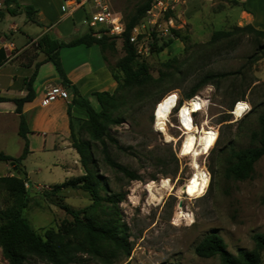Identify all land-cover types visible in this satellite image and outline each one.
Here are the masks:
<instances>
[{"label": "rangeland", "instance_id": "1", "mask_svg": "<svg viewBox=\"0 0 264 264\" xmlns=\"http://www.w3.org/2000/svg\"><path fill=\"white\" fill-rule=\"evenodd\" d=\"M108 1L112 10L121 13L125 23L145 2ZM239 12V6L226 2L204 5L194 0H180L173 11L159 16L160 26L153 30L148 24L147 14L136 25L140 26L141 33H145L140 37V45L135 47L138 60L148 65L149 74L154 79L159 77L160 71L171 76L153 88H146L143 100L128 110L124 122L110 129L111 135L122 147L109 146L112 158L136 171L140 181L130 182L112 170L105 163L101 149L96 145L93 147L99 173L107 181L110 191L126 194L119 208L122 222L127 225L131 254L128 259L122 257L114 264H220L218 257L204 259L195 254L196 246L207 235H219L234 255L240 249L255 250L252 237L255 234L264 235V157L255 164L250 179L234 181L224 177L225 159L229 153L256 145L252 134L260 132L258 118L264 114V39L236 30L245 26L239 21ZM168 16L173 17L176 28L172 30L178 31L179 38H175L163 52L153 53L151 47L155 39L159 46L173 37L172 30L165 32L164 20ZM216 31L233 34L209 44ZM113 38L116 51L105 54L111 68H115L125 57L123 38ZM147 45L149 55L144 54V48L139 53L140 46ZM174 57L177 59L175 69L162 67ZM218 74L226 76L198 90L196 95L204 96L207 108L194 115L197 126L208 120V128L218 131L214 148L207 155H200L199 160L197 158L199 165L205 168L210 183L203 197H189L180 193L192 176L193 169L192 155H180L183 132L177 117L179 109L173 111L167 123V133L174 138L172 142H167L165 135L156 129L155 114L166 96L178 94L182 106L188 101L186 95L202 78ZM127 95L131 100L135 91ZM238 103L249 105L250 110L242 119L233 115ZM12 128L10 125L0 137V152L18 158L23 141ZM83 138L88 139L85 134ZM25 165L30 173L27 176L29 183L26 184L31 187L25 184L28 204L24 217L41 237L49 229L64 233V228L73 223V218L62 206L82 210L91 204L89 195L74 188L52 195L53 186L65 182L63 168L50 171L39 153L31 155ZM175 171L176 174H173ZM4 176L20 177V174L10 163H0V177ZM165 179L173 188L171 194L168 188L157 191ZM150 184L155 186V196L161 197L160 201L147 191L146 187ZM102 195L105 196V193ZM12 204L11 196L0 187V211ZM181 212L183 218L180 217ZM260 256L261 264H264V252ZM24 264L46 263L28 257ZM73 264L102 263L82 254Z\"/></svg>", "mask_w": 264, "mask_h": 264}, {"label": "trees", "instance_id": "2", "mask_svg": "<svg viewBox=\"0 0 264 264\" xmlns=\"http://www.w3.org/2000/svg\"><path fill=\"white\" fill-rule=\"evenodd\" d=\"M152 2L153 0H145L136 10L135 15L126 23V32L123 35L125 57L117 63L115 68H111L107 64L105 56L106 52L116 51L114 38L107 35L97 37L92 29L87 34L68 43L58 41L50 34H45L32 47V52L44 54L45 59L35 65L33 74L26 81V97L11 100L16 105V113L19 115L18 135L24 141V148L18 158L0 152V163H10L20 173V177H0V187L8 192L13 199V204L10 207L0 211V247L8 264H24L28 257L36 258L46 264H73L78 255L82 254L90 255L102 264H114L122 257L126 259L130 257V237L127 233V225L122 222L119 208V205L125 200L126 194L110 191L107 181L99 173L93 147L96 145L101 149L105 163L112 170L122 174L130 182L141 180L136 171L128 169L112 158L109 146L114 145L120 149L122 147L111 135L110 129L124 122L128 110L143 100L146 88H153L171 76V74L167 75L160 71L159 77L154 79L149 74L148 65L138 60L135 47L130 43L131 31L139 20L145 17ZM225 2L245 8L239 0ZM18 12L25 13L30 22L40 26V23L35 19L36 10L32 6H20L17 0H5L4 8L0 9V17H3L5 13L15 16ZM236 30L264 39V31L257 30L251 25L237 27ZM232 34V32L216 31L209 44L227 39ZM172 35L173 37L168 38L159 46H157L158 40L155 39L151 51L158 54L163 52L175 38H179L178 31L172 30ZM77 46H98L100 48L102 58L117 83L114 93L95 92L92 94L94 99V103H92L88 98L81 96L78 89L71 85L61 64L60 51L63 48ZM262 48L264 49V45ZM47 62L54 65L62 85L71 91L70 104L85 113L84 119L74 118L71 116V107L68 110L72 147L79 156L83 175L53 186L50 193L56 195L66 188L80 189L89 195L91 204L82 210H74L66 205L62 206V209L73 218V223L64 228V233L49 229L45 236L41 237L24 217V210L28 204V188L25 187V184L28 181L23 161L30 154V149L27 139L29 129L23 115V106L34 100L33 83L39 67ZM175 63H177L176 57L163 63L162 67L173 70L176 68ZM225 76L218 74L202 78L186 95V99L193 98L200 88L213 84L215 79ZM134 91L133 99H128L127 94ZM4 101H8V99L0 98V102ZM258 120L260 132L252 134V140L256 145L232 150L226 157L224 170L226 179L234 181L250 179L255 164L264 157V114H261ZM84 134L88 137L87 140L83 138ZM173 174H176V171ZM102 193H105V196ZM252 239L256 246L255 250L240 249L234 255L228 251L224 240L219 235L211 233L196 246L195 254L204 259L218 257L220 264H261L260 253L264 252V235L255 234Z\"/></svg>", "mask_w": 264, "mask_h": 264}, {"label": "crops", "instance_id": "3", "mask_svg": "<svg viewBox=\"0 0 264 264\" xmlns=\"http://www.w3.org/2000/svg\"><path fill=\"white\" fill-rule=\"evenodd\" d=\"M4 1L0 0V9L4 8ZM17 1L22 7L32 6L36 10L35 19L40 26L30 22L23 12H18L15 16L5 13L0 17V40L4 39L5 45L14 49L10 56V49L5 50L0 44V98L8 99L0 102V137L8 131L10 125L18 133L19 115L16 113V105L11 100L26 97L25 83L33 74L35 65L45 59L44 54L32 52V47L37 41L43 35L50 34L54 39L68 43L87 34L91 29L88 25V18L93 11L91 3L68 15L64 0ZM188 1L192 0H185ZM194 1L213 5L216 2L230 0ZM239 2L245 7L244 9L240 7V23L264 31V0H239ZM60 60L71 85L92 103H94L92 94L95 92L111 94L115 92L117 83L103 60L98 46L63 48L60 51ZM57 85L63 86L54 65L50 62L42 64L33 83L34 100L23 106V115L29 129L27 139L30 149V154L23 161V165L29 176L25 163L31 155L39 153L46 163L45 167L50 171L63 168L62 177L67 181L83 175L79 156L72 147L68 110L71 107V116L74 118L84 119L85 113L70 104L72 93L68 89L69 102L58 100L43 105L46 89Z\"/></svg>", "mask_w": 264, "mask_h": 264}, {"label": "bare ground", "instance_id": "4", "mask_svg": "<svg viewBox=\"0 0 264 264\" xmlns=\"http://www.w3.org/2000/svg\"><path fill=\"white\" fill-rule=\"evenodd\" d=\"M177 99L178 96L176 93H172L163 98L155 114V127L159 132L165 135L167 142L174 141V138H172L167 133V123L168 119L173 114V111L178 107ZM201 108L202 104L200 101L193 99L190 102V100H188L184 105L178 108L179 112L177 114L180 128L183 132L180 155H192L193 169L192 176L189 178L188 182L180 189V193L195 198L203 197L210 183L209 176L204 170L205 168H202L198 163V157L200 155H207L214 148L217 136L215 131L208 128V120H205L201 126H197L195 124L193 115L195 113H199ZM246 109L247 108L244 104L239 103L237 107L234 108L233 115L237 119H242L244 117V112ZM152 184L148 185L146 189L153 198L160 201L162 198L155 196V186ZM166 188H168V193L171 194V192H173L172 186H169L168 179H165L163 181L161 187L159 189L157 188V191L162 192ZM180 217H184V214L182 212L180 213Z\"/></svg>", "mask_w": 264, "mask_h": 264}, {"label": "built area", "instance_id": "5", "mask_svg": "<svg viewBox=\"0 0 264 264\" xmlns=\"http://www.w3.org/2000/svg\"><path fill=\"white\" fill-rule=\"evenodd\" d=\"M179 2L180 0H153L151 4V8L147 12L148 24L151 25L152 30L155 27L160 26L159 16L162 13L166 14L173 11L176 5L179 4ZM87 3H91L93 6V11L91 12L88 18V25L94 31V35L97 37H100L101 35H107L109 37H116L122 39L124 33L126 32V23L121 13L112 10L108 0H64L66 13L70 15L74 13L76 10L82 8ZM164 25L166 26L165 32L167 33H170L172 29L176 28L175 21L171 16L166 17V19L164 20ZM140 30H141L140 26H135L134 29L131 31L130 43L133 44L134 47L140 45V41H141L140 37L142 36V34H145V33H141ZM0 44L3 45L5 50L7 48L10 49L7 45H5L4 39L0 40ZM140 48L141 50L139 53H141L142 49L144 48L143 51L144 54L149 55L150 49L148 45L146 47L140 46ZM10 51L11 52L9 55L11 56L12 55L11 53L14 51V49H10ZM177 96H178L177 99L178 107L176 109L180 107L179 95L177 94ZM193 99L200 101L202 104V108L199 111V113L203 112L207 108V100L204 98L203 95H195L193 98L189 99L190 102ZM58 100H64L68 102L70 100V96L67 89L61 85L47 88L45 91L42 104L49 105ZM185 103L186 102H184V104ZM237 105L235 106V108L237 107ZM244 105L247 108L244 112V116H245L250 109L247 103H244ZM216 134H217L216 136V140H217L218 131H216ZM26 186L28 187L29 185L26 184ZM0 264H8L3 257L1 247H0Z\"/></svg>", "mask_w": 264, "mask_h": 264}, {"label": "water", "instance_id": "6", "mask_svg": "<svg viewBox=\"0 0 264 264\" xmlns=\"http://www.w3.org/2000/svg\"><path fill=\"white\" fill-rule=\"evenodd\" d=\"M14 171L19 175L20 173L17 171V168L14 167Z\"/></svg>", "mask_w": 264, "mask_h": 264}]
</instances>
